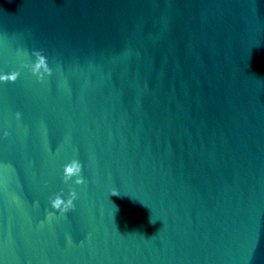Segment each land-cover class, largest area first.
Returning a JSON list of instances; mask_svg holds the SVG:
<instances>
[{
	"label": "water",
	"instance_id": "obj_1",
	"mask_svg": "<svg viewBox=\"0 0 264 264\" xmlns=\"http://www.w3.org/2000/svg\"><path fill=\"white\" fill-rule=\"evenodd\" d=\"M12 71L0 264H264V0H0Z\"/></svg>",
	"mask_w": 264,
	"mask_h": 264
},
{
	"label": "clouds",
	"instance_id": "obj_2",
	"mask_svg": "<svg viewBox=\"0 0 264 264\" xmlns=\"http://www.w3.org/2000/svg\"><path fill=\"white\" fill-rule=\"evenodd\" d=\"M33 55L36 57V61L33 64L25 65L28 67L32 74H34L38 80H42L44 74L40 71L41 68L44 69L45 72H50L47 64L46 57L40 54V51H35ZM20 73L18 71H12L9 74L0 75V81L2 82H15ZM15 118L19 120L21 118V113L16 112ZM5 136L8 135L7 132L4 133ZM82 173V164L80 161L73 159L63 167V182L68 184L69 181L75 177L74 183L76 185H82L85 183L84 178L81 175ZM112 195H118L116 190L111 192ZM77 199V192L74 188H70L67 198H63L62 194H56L54 197L50 198L51 208L55 211L60 212L61 214L67 213L70 210H73L75 205L74 201ZM52 214H49V219H51ZM152 222V221H151Z\"/></svg>",
	"mask_w": 264,
	"mask_h": 264
}]
</instances>
